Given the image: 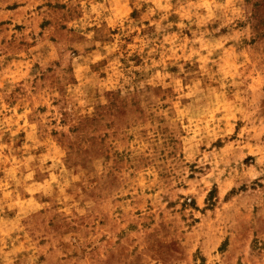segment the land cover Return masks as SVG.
Listing matches in <instances>:
<instances>
[{"label": "rangeland", "instance_id": "374dc122", "mask_svg": "<svg viewBox=\"0 0 264 264\" xmlns=\"http://www.w3.org/2000/svg\"><path fill=\"white\" fill-rule=\"evenodd\" d=\"M0 264H264V0H0Z\"/></svg>", "mask_w": 264, "mask_h": 264}]
</instances>
